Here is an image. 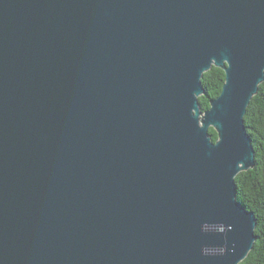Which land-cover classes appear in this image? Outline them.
Segmentation results:
<instances>
[{
    "label": "water",
    "instance_id": "95a60500",
    "mask_svg": "<svg viewBox=\"0 0 264 264\" xmlns=\"http://www.w3.org/2000/svg\"><path fill=\"white\" fill-rule=\"evenodd\" d=\"M263 81L264 0H0V264H239Z\"/></svg>",
    "mask_w": 264,
    "mask_h": 264
},
{
    "label": "trees",
    "instance_id": "16d2710c",
    "mask_svg": "<svg viewBox=\"0 0 264 264\" xmlns=\"http://www.w3.org/2000/svg\"><path fill=\"white\" fill-rule=\"evenodd\" d=\"M224 77V71L216 66L203 73L204 94L198 97L203 111L209 108V100L219 94ZM243 121L254 148V167L240 171L234 180L238 202L252 211L256 218V239L239 264H264V81L250 100ZM210 134L215 141L217 134L213 128H210Z\"/></svg>",
    "mask_w": 264,
    "mask_h": 264
}]
</instances>
